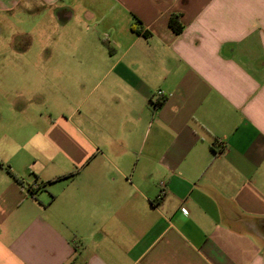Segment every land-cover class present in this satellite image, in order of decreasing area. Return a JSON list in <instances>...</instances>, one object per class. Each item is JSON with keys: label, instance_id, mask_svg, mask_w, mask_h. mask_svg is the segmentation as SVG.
<instances>
[{"label": "crops", "instance_id": "1", "mask_svg": "<svg viewBox=\"0 0 264 264\" xmlns=\"http://www.w3.org/2000/svg\"><path fill=\"white\" fill-rule=\"evenodd\" d=\"M0 264H264V0H0Z\"/></svg>", "mask_w": 264, "mask_h": 264}, {"label": "rangeland", "instance_id": "2", "mask_svg": "<svg viewBox=\"0 0 264 264\" xmlns=\"http://www.w3.org/2000/svg\"><path fill=\"white\" fill-rule=\"evenodd\" d=\"M27 25V24H26ZM29 25H30V27H32V25H31V23H29ZM28 25V26H29ZM10 33H11V31H9ZM10 45H9V47H8V51H7V54H8V56H16V54H18V52H17V49H26V46H24V47H22V46H19L18 44H17V40H15V38L14 37H10ZM20 47H22V48H20ZM45 49V48H44ZM36 51H38V53L39 52H41L42 53V51H43V47H39V46H37V45H35V46H32V47H30V49L28 50V51H26V52H24L26 55H30V54H34ZM28 65V64H27ZM29 70V69H28ZM41 103H42V106L43 107H45V105L46 104H49V101L48 100H46V101H40ZM46 103V104H45ZM51 105H53V102L52 101H50V104H49V106H51ZM64 105L62 104L61 105V108L62 109H64Z\"/></svg>", "mask_w": 264, "mask_h": 264}, {"label": "trees", "instance_id": "3", "mask_svg": "<svg viewBox=\"0 0 264 264\" xmlns=\"http://www.w3.org/2000/svg\"><path fill=\"white\" fill-rule=\"evenodd\" d=\"M168 27L174 32L179 33L182 30V23L180 22L179 14L172 13L170 14L168 18ZM131 28L135 32H141V27L136 25L135 23H132ZM107 49L109 52H112L113 48L107 45ZM16 179V178H14ZM17 180V179H16ZM31 194H34V188L30 187Z\"/></svg>", "mask_w": 264, "mask_h": 264}, {"label": "built area", "instance_id": "4", "mask_svg": "<svg viewBox=\"0 0 264 264\" xmlns=\"http://www.w3.org/2000/svg\"><path fill=\"white\" fill-rule=\"evenodd\" d=\"M156 95L157 96H162L163 95V91L162 90H157L156 91ZM165 186L163 181H160V187L163 188ZM182 211L185 212V209L182 208Z\"/></svg>", "mask_w": 264, "mask_h": 264}]
</instances>
